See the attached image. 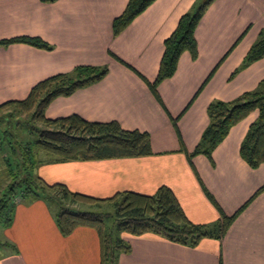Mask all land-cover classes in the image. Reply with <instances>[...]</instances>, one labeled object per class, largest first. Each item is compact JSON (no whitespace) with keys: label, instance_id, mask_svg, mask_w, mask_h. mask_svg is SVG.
Wrapping results in <instances>:
<instances>
[{"label":"crops","instance_id":"obj_1","mask_svg":"<svg viewBox=\"0 0 264 264\" xmlns=\"http://www.w3.org/2000/svg\"><path fill=\"white\" fill-rule=\"evenodd\" d=\"M200 1L155 0L115 34L114 19L129 0H0V39L32 36L51 45H0V104L25 99L40 81L78 66L107 67L102 79L53 99L46 117L78 114L151 135L153 153L144 156L62 161L39 151L35 172L47 183L100 199L125 190L153 195L166 185L200 224L219 222L222 212L234 215L250 200L225 235L195 247L124 231L131 251L121 252L118 264H264V190L257 194L264 163L254 168L240 152L259 110L233 125L211 157L191 156L211 122L209 105L232 101L264 80V57L244 66L264 31V0H214L195 31L198 56L185 51L175 73L152 88L166 39ZM16 200L12 224L0 227L10 249L0 264H102L96 228L64 235L54 206Z\"/></svg>","mask_w":264,"mask_h":264},{"label":"trees","instance_id":"obj_2","mask_svg":"<svg viewBox=\"0 0 264 264\" xmlns=\"http://www.w3.org/2000/svg\"><path fill=\"white\" fill-rule=\"evenodd\" d=\"M41 1L52 3L57 0ZM154 1L129 0L124 12L114 19V33L119 34ZM213 1L201 0L191 12L181 18L174 33L166 39L160 70L152 85L154 92L162 80L175 73L179 58L185 51L191 52L194 58L198 56L195 31ZM13 42L51 48L47 41L39 37L0 39V45ZM262 57L264 31L250 48L244 66ZM107 71V67L78 66L72 72L59 73L40 81L25 99L9 100L0 104V111L13 108L8 116L14 120L16 113L30 114L27 122L32 123L31 129L38 133L36 149L30 144L22 148L13 146L12 156H4L10 182L5 193L0 196V227L5 228L12 224L17 198L24 202L42 199L52 206L56 204L58 210L55 219L62 234L69 235L78 226L97 229L101 240L102 264H118L120 253L131 251V245L121 234H117L124 231L135 235L152 232L192 247L197 246L203 238L220 239L250 200L234 215L229 216L222 212L219 222L200 224L187 217L175 193L166 185L161 186L153 195L125 190L110 198L100 199L72 191L63 183L49 184L35 172L39 151L62 161L135 157L153 153L151 135L148 132L123 129L116 121H89L78 114L55 119L46 117L45 110L53 99L71 95L76 90L102 79ZM256 109L260 112L259 117L251 124L240 152L250 166H260L264 163V80L255 90L247 91L232 101L216 100L209 105L211 122L191 156L204 153L211 157L212 151L228 135L231 127ZM262 190L264 186L257 194ZM107 201L113 203V213L83 210L80 206L101 205ZM109 216H114V226L107 228L105 219ZM1 244L5 245V242Z\"/></svg>","mask_w":264,"mask_h":264},{"label":"rangeland","instance_id":"obj_3","mask_svg":"<svg viewBox=\"0 0 264 264\" xmlns=\"http://www.w3.org/2000/svg\"><path fill=\"white\" fill-rule=\"evenodd\" d=\"M13 111V108H6L0 111V196L5 193L8 188L10 178L7 176V167L5 165L4 156H12V149L14 147L22 148L23 146L30 144L35 149L36 140L38 139V133L36 130L31 129L33 124L28 123L30 120V114L16 113V117H9L8 115ZM7 117V118H6ZM42 126V125H40ZM46 153V152H45ZM81 209L91 211H101L107 213L114 212V205L112 202L107 201L101 205H83ZM54 209L57 211L58 206L55 204ZM105 225L107 228L114 226V216L106 217ZM120 235L121 233H117ZM2 238V230L0 229V239ZM2 241L0 240V243ZM10 250L5 245H0V260L5 258V253Z\"/></svg>","mask_w":264,"mask_h":264}]
</instances>
